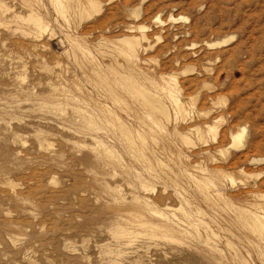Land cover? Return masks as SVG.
I'll list each match as a JSON object with an SVG mask.
<instances>
[{"label": "rangeland", "instance_id": "374dc122", "mask_svg": "<svg viewBox=\"0 0 264 264\" xmlns=\"http://www.w3.org/2000/svg\"><path fill=\"white\" fill-rule=\"evenodd\" d=\"M262 196L264 0H0V264H264Z\"/></svg>", "mask_w": 264, "mask_h": 264}, {"label": "bare ground", "instance_id": "6f19581e", "mask_svg": "<svg viewBox=\"0 0 264 264\" xmlns=\"http://www.w3.org/2000/svg\"><path fill=\"white\" fill-rule=\"evenodd\" d=\"M80 4H81V2H80ZM83 6V5H82ZM84 8H85V6H84ZM43 26H44V24L43 23H39V27L42 29V30H44V28H43ZM44 27H46V25L44 26ZM44 32V31H43ZM140 36V35H139ZM134 37V36H133ZM138 39V38H137ZM136 38L135 39H132V40H130L129 42H127V47H126V52H125V54L126 55H128V57L130 58V60H132L133 59V61H134V59H135V61L137 60L136 59V55H135V51H134V47L137 45V40ZM229 40V39H228ZM228 40H225V41H223V43H225V42H227ZM126 43V42H125ZM218 43V42H217ZM220 44V43H219ZM140 45V44H139ZM209 45H211V44H209ZM126 46V45H125ZM138 58V57H137ZM127 60V59H126ZM138 61V60H137ZM134 63V62H133ZM137 63V62H136ZM138 65V64H137ZM110 67V66H109ZM112 68H114V67H112ZM138 68H140V67H138ZM116 69V68H115ZM141 69V68H140ZM141 73V72H140ZM146 77V76H145ZM143 78V77H142ZM144 79V78H143ZM146 79V78H145ZM102 80V79H101ZM162 80H164V79H162ZM102 81H104V80H102ZM151 81V80H150ZM148 82V81H147ZM152 82V81H151ZM161 82V81H160ZM137 83H139V82H137ZM150 83V82H149ZM155 83V82H154ZM154 83H153V86L154 87H156L155 85H154ZM155 84H157V83H155ZM152 85V84H151ZM79 89V88H78ZM144 90H145V88H143ZM148 92L150 93V95L152 96V98L153 97H155V98H159L160 96H162V97H164V99L166 100V101H168V107L170 108V110L173 112V118L175 119V120H173V121H176V120H178L179 118H181V119H183V117L186 115V114H188L189 112H190V109H192L193 108V105H194V99H195V97L193 96V97H189V98H183L181 95H180V89H179V87H178V85H177V82H176V80L174 79V78H172V77H169L168 79H166V80H164V83H163V85H161V86H159V88H157V91H155V92H153V91H150V90H148ZM149 95V94H148ZM149 95V97H151ZM111 97V96H110ZM116 100V97L115 96H112L111 97V100ZM114 100V101H115ZM194 101V102H193ZM99 104V103H98ZM143 104L145 105V104H149L150 105V107H151V109H154V110H157V111H161V109L163 108V109H165V107L163 106V105H161V104H158V105H156V104H154V105H152L151 103H149L147 100H145L144 102H143ZM164 104V103H163ZM101 105H103V104H101ZM104 108V110H103V115L104 116H106L107 115V117H106V119H108L109 120V118H111L112 120H118V118L115 116V113L112 111V109H110V108H108V106L106 105V106H103ZM99 108H100V106H99ZM100 111H102V110H100ZM162 112V111H161ZM102 117V116H101ZM146 117L148 118V119H150L151 120V117H152V115L151 114H146ZM104 118V117H103ZM110 121V120H109ZM179 121V120H178ZM107 122V121H106ZM175 123V122H174ZM176 124H177V121H176ZM123 125V124H122ZM124 126V125H123ZM120 130H121V133L123 134V136L125 137V139L126 140H129V139H131V138H129L130 136L128 135V132H125V130L123 129V128H119ZM151 129V128H150ZM205 129V128H204ZM216 126L214 125V124H210V125H208L207 124V128H206V133H207V131L208 132H210V133H212V135H213V137H215V133H216ZM177 132V131H176ZM245 132H246V130H245V128H241L240 130H238L236 133H232L231 134V144L228 146V148L229 147H240V146H242L243 144H244V138H245ZM178 133V132H177ZM183 136V135H182ZM181 138V137H180ZM227 148V149H228ZM128 149H129V151L132 153V154H137L138 155V157L141 159V161L143 162V163H146V166L148 165V163L150 162L145 156H144V153L141 151V150H139L138 148H135V146L131 143V142H128ZM227 149H225V151L227 150ZM104 152L105 153H110V151L108 150V148L105 146V148H104ZM108 155V154H107ZM109 156V155H108ZM183 156V155H182ZM181 156V157H182ZM185 156V155H184ZM180 157V156H179ZM186 158V157H185ZM184 159V158H183ZM182 160V159H181ZM187 160V159H186ZM151 165V164H150ZM149 165V166H150ZM179 165H180V163H179ZM145 166V167H146ZM148 166V167H149ZM183 167V166H182ZM185 167V166H184ZM192 168H193V170L194 169H196V172H198V171H201L200 169H197V167L196 166H191ZM147 168V167H146ZM179 168V167H178ZM148 170H149V168H147ZM180 169V168H179ZM186 169V168H185ZM183 170V169H182ZM191 171H192V169H191ZM195 171V170H194ZM183 172H186V171H184L183 170ZM192 173H195V172H192ZM184 174V173H183ZM222 175H224L223 173H222ZM188 177L191 179V181L194 183V184H196V185H198L199 187H201V186H206V185H208L209 183H210V181H209V183H207V182H205L206 180L205 179H203V178H201V177H197L196 175H194V174H191V173H189L188 174ZM240 181H242V180H240ZM203 187V188H204ZM142 188H144V189H146L147 188V186L145 185V184H142ZM212 194H214L213 196H215V197H219L220 198V194L218 193V192H215V193H212ZM201 195L204 197V198H206L207 200H210V199H208L209 197L207 196V195H205V192H203L202 190H201ZM210 197H212V195H210ZM262 198H264V196H262ZM215 199V198H214ZM213 199V200H214ZM222 200V199H221ZM206 201V200H205ZM260 201V200H259ZM212 202V201H211ZM225 202V201H224ZM253 202V201H252ZM209 203V202H208ZM207 203V204H208ZM214 203V202H213ZM215 203H216V201H215ZM210 204V203H209ZM214 205V204H213ZM216 205V204H215ZM226 205V204H225ZM210 206H212V205H210ZM255 207V209H256V211L257 212H261L262 214H264V205H261V204H259L258 203V205H254ZM217 207H218V205H217ZM215 208V207H214ZM250 210V209H249ZM255 211V212H256ZM254 211H249L248 213H253ZM155 214H158L160 217L162 216V214L161 213H158V212H154ZM185 213H187V212H185ZM201 213V212H200ZM224 215V214H223ZM140 216V215H139ZM163 217V216H162ZM187 218H188V216H186ZM164 219H163V221L165 220V217H163ZM195 219V218H194ZM193 219V220H194ZM196 219H197V216H196ZM202 219V218H201ZM147 222V221H146ZM149 222V221H148ZM147 222V223H148ZM165 222V221H164ZM253 222V225H255V226H257V228L255 229V232L257 233V234H261V235H264V221H252ZM251 222V223H252ZM163 223V222H162ZM200 223V222H199ZM201 223H202V220H201ZM197 224V223H196ZM203 224V223H202ZM166 225V224H165ZM150 227H151V225H150ZM157 227H158V225H157ZM169 228V227H168ZM207 228V227H206ZM209 229V228H208ZM262 229V230H261ZM166 230V229H165ZM168 230V229H167ZM210 230V229H209ZM170 231V230H169ZM210 232V231H209ZM211 233V235H215L212 231L210 232ZM264 238V237H263ZM254 243V242H253ZM262 243V242H261ZM255 244V243H254ZM259 245H261V247H262V244H264V243H262V244H260V243H258ZM256 246V245H255ZM258 246V245H257ZM264 247V246H263ZM262 247V248H263ZM258 248V247H257ZM260 249V248H259ZM259 251V250H258ZM262 251V250H261ZM257 252V251H256ZM258 254H259V252H258ZM264 254V253H263ZM264 256V255H263ZM259 257H261L262 258V255H261V252H260V254H259Z\"/></svg>", "mask_w": 264, "mask_h": 264}]
</instances>
